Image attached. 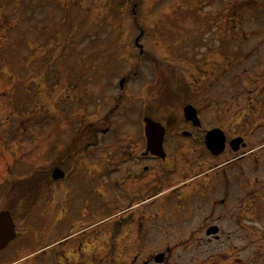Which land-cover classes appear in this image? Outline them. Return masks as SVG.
Wrapping results in <instances>:
<instances>
[{"label": "rangeland", "instance_id": "rangeland-1", "mask_svg": "<svg viewBox=\"0 0 264 264\" xmlns=\"http://www.w3.org/2000/svg\"><path fill=\"white\" fill-rule=\"evenodd\" d=\"M218 33L227 40L218 43ZM142 49L149 59L142 61ZM161 62L166 68L157 75L174 78L172 88L186 81L196 86L183 95L154 96L148 83ZM185 101L199 107L205 127L244 135L253 146L264 143V0H0L4 208L24 193L26 180L43 181L63 151L76 157L93 141L106 157L109 135L102 138L100 130L139 136L146 102L163 108L167 117L159 121L167 123L181 119ZM75 137H81L77 145ZM259 156L263 161L264 147ZM71 167L73 185L54 189L59 206L82 205L83 189L86 199V175ZM258 174L264 181L263 165ZM46 199L47 192L28 213L21 238L0 252V263L44 245L33 234ZM100 233V250L109 240L116 264L128 260L126 231L115 238L105 227ZM244 238L243 264H264V220L244 230Z\"/></svg>", "mask_w": 264, "mask_h": 264}, {"label": "flooded vegetation", "instance_id": "flooded-vegetation-1", "mask_svg": "<svg viewBox=\"0 0 264 264\" xmlns=\"http://www.w3.org/2000/svg\"><path fill=\"white\" fill-rule=\"evenodd\" d=\"M216 38L218 43H223L228 34L218 33ZM143 53L142 49V56ZM147 59L144 57L142 61ZM155 65L154 79L148 83L154 96L175 92L183 95L182 91L190 89L192 84L196 86V82L186 81L181 83V89L172 88L177 83L174 78L157 75L160 69L165 70L164 63ZM223 68L225 66L219 70ZM206 89L208 92L210 85ZM147 103L143 107L139 136L131 131L117 132L113 127L99 131L102 138L109 135L108 146L104 147L106 157L98 154L101 147L92 141L76 157H68L66 150L63 151L65 157L56 162L49 175H42L43 181L26 180L29 184L21 190L24 193L19 198L13 196L11 205L6 208L5 196L0 190V213L9 212L15 223V237L0 252L21 238L28 213L47 192L45 207L33 234L44 245L35 252L19 254L13 261L0 264H116L109 240H104V248L100 250L101 227L111 232V238L121 230L126 231L125 246L131 253L121 264L245 262L244 230L256 229L260 220H264V200H261L264 199V181L258 174L261 165L264 166V159L259 158L264 143L253 146L244 135L229 136L223 128L205 127L199 107L189 101L182 103L181 119L167 118L170 121L167 123L159 121L163 108H149L151 105ZM189 105L196 108L199 125L187 119L185 109ZM147 111L155 114L156 119ZM173 113L169 110L170 117H175ZM147 118L162 125L151 128L161 130L162 136L150 137L152 141L160 138L161 148L158 143L149 146ZM2 124L0 108V187L4 174ZM215 129H221L225 137L220 153L211 150L206 142L207 134ZM79 139L75 137L73 145H77ZM195 149L201 150L194 152ZM69 165H72V173L78 167L86 175L81 182L86 187V199L82 198L83 189L82 197L79 195L82 205L78 207L59 206L60 194L54 190L62 185H73L74 179L71 181L72 175L66 169ZM57 169L63 173L59 179L54 177ZM16 210L21 212V222L15 216ZM3 239L0 230V241ZM230 242L234 243L233 247Z\"/></svg>", "mask_w": 264, "mask_h": 264}, {"label": "water", "instance_id": "water-1", "mask_svg": "<svg viewBox=\"0 0 264 264\" xmlns=\"http://www.w3.org/2000/svg\"><path fill=\"white\" fill-rule=\"evenodd\" d=\"M185 114L187 119H191L195 121L197 125L200 124L199 117L197 115V110L192 105H189L185 109ZM147 122V134L149 137V146L156 145V143L159 144L160 148L162 147V140L159 138V140H151V136H159L161 130H153L151 128L161 127L162 125L154 122L150 119H146ZM162 132V131H161ZM162 136V134H160ZM209 148L213 150L215 153H220L225 146V137H223V131L221 129H215L212 130L207 134V140H206ZM62 171L57 169L54 171V177L56 179H59L61 177ZM15 223L13 222V219L10 216L9 212H2L0 213V230L3 231L4 239L0 241V249L7 246V244L15 237Z\"/></svg>", "mask_w": 264, "mask_h": 264}]
</instances>
